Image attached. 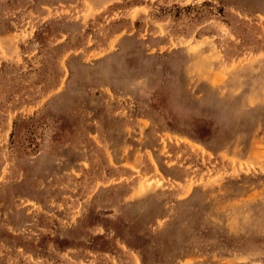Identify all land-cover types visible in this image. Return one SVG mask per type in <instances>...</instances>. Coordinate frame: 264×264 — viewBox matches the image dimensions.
<instances>
[{
  "label": "rangeland",
  "instance_id": "obj_1",
  "mask_svg": "<svg viewBox=\"0 0 264 264\" xmlns=\"http://www.w3.org/2000/svg\"><path fill=\"white\" fill-rule=\"evenodd\" d=\"M0 264H264V0H0Z\"/></svg>",
  "mask_w": 264,
  "mask_h": 264
}]
</instances>
